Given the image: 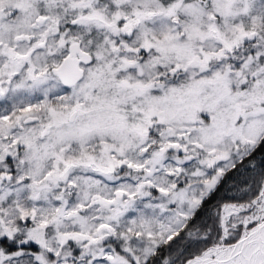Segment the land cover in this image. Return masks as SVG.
Returning a JSON list of instances; mask_svg holds the SVG:
<instances>
[{
	"label": "snow or ice",
	"instance_id": "6c2138e0",
	"mask_svg": "<svg viewBox=\"0 0 264 264\" xmlns=\"http://www.w3.org/2000/svg\"><path fill=\"white\" fill-rule=\"evenodd\" d=\"M262 153L264 0H0V264H264Z\"/></svg>",
	"mask_w": 264,
	"mask_h": 264
},
{
	"label": "trees",
	"instance_id": "16d2710c",
	"mask_svg": "<svg viewBox=\"0 0 264 264\" xmlns=\"http://www.w3.org/2000/svg\"><path fill=\"white\" fill-rule=\"evenodd\" d=\"M258 160L264 159V153L260 154L257 157ZM244 173H236L232 174L229 173L228 176H226L224 182L222 183L218 193L216 194V199L212 200L206 208V211L204 214H202L201 219H205L207 215V211L211 210L216 206V204L223 198H229L231 197L234 193L230 192L229 189L233 186L235 183H239L243 178H244Z\"/></svg>",
	"mask_w": 264,
	"mask_h": 264
}]
</instances>
